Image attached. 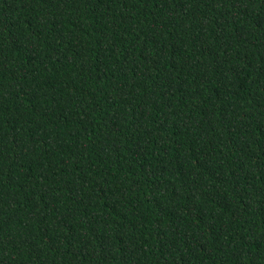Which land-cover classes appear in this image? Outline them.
<instances>
[{
	"label": "trees",
	"instance_id": "trees-1",
	"mask_svg": "<svg viewBox=\"0 0 264 264\" xmlns=\"http://www.w3.org/2000/svg\"><path fill=\"white\" fill-rule=\"evenodd\" d=\"M0 264H264V0H0Z\"/></svg>",
	"mask_w": 264,
	"mask_h": 264
}]
</instances>
